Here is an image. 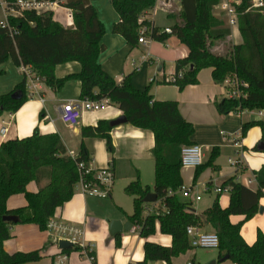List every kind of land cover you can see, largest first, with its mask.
Returning a JSON list of instances; mask_svg holds the SVG:
<instances>
[{"label":"trees","instance_id":"obj_1","mask_svg":"<svg viewBox=\"0 0 264 264\" xmlns=\"http://www.w3.org/2000/svg\"><path fill=\"white\" fill-rule=\"evenodd\" d=\"M17 0H6L11 6ZM58 1L59 6L72 14V27H64L54 21L53 13L44 11H22L17 17L8 16V27H0V65L11 60L15 67H30L36 77L53 92H59L70 80L80 82L79 100H107L114 105L135 129L150 132L154 145L151 154L154 161V184L152 192L156 202L164 208L156 215L144 216L148 204L143 199L151 189L143 186L136 177L125 188L124 193L132 198V214L127 217L131 226H138V235L147 239L155 233V223L159 232L169 235L170 247L145 242L144 258L141 263L171 260L192 250L189 246L187 227H208L218 236V259L227 256L233 264H264V234L259 230L255 241L248 245L240 234L243 223L254 217L259 209V201L264 191V168L254 172L255 190H251L236 181L233 176L227 179L222 188L228 189L229 202L226 208L219 205L217 195L212 205L201 214L191 209L188 202L182 201L175 193L183 185L180 175L181 149L192 145L194 127L186 122L173 101H155L149 94V88L136 90L125 77L115 82L98 64V57L104 51L102 38L104 26L98 19L95 8L89 0H47ZM180 11L175 17L178 21L170 28L171 33H160L145 16L153 10L156 0H110L113 10L119 17L112 27V33L121 36L129 45L135 46L140 28L150 30L148 38L164 43L175 36L188 49L184 59L175 62V74H182L175 84L179 91L187 86L196 85L197 75L203 69H210L212 80L222 84L226 78H235L242 82L245 96L239 99L225 98L215 104L218 114L227 116L237 111H264V0L262 7H254L256 0H240L235 6L236 27L242 43L232 48L230 56L214 55L203 44V33L209 38L227 36L230 32L224 21L213 14L219 0H179ZM15 8V7H14ZM16 9V8H15ZM70 62L80 65L78 74L56 79V66ZM18 95L14 98L13 95ZM25 80L14 89L0 96V116L14 114L28 101ZM45 113L39 114L42 120ZM256 126L260 129V142L264 143V121L245 123L241 134ZM114 128L107 121H98L96 126L82 127V138L103 139L106 149L113 153L110 132ZM257 150V147L254 149ZM78 161H89L86 148L81 145L77 153ZM219 155L213 148L205 164L195 169L193 182L206 167H215L214 161ZM46 177L48 184L36 194L28 193L26 186L30 182H39ZM78 179L75 163L68 154L57 133L40 135L34 129L31 136L7 141L0 145V264H31L41 260V250L28 253H6L3 243L10 238L9 229L13 225L34 224L39 230L46 231V224L54 217L57 208L67 203L74 195V185ZM23 195L27 206L9 211L6 208L8 198ZM6 216H15L17 223L5 222ZM231 216H243V221L231 224ZM115 246L120 239L115 237ZM79 251L73 245L60 253ZM93 255V253H92Z\"/></svg>","mask_w":264,"mask_h":264},{"label":"crops","instance_id":"obj_2","mask_svg":"<svg viewBox=\"0 0 264 264\" xmlns=\"http://www.w3.org/2000/svg\"><path fill=\"white\" fill-rule=\"evenodd\" d=\"M162 2L168 12L165 10H161V12L166 15L169 13L172 16L179 13L181 9L179 0H160V3ZM89 3L95 8L98 19L104 26V36L101 41L104 51L98 57L100 67L117 83L130 76L131 84L136 90L143 91L148 87L149 94L155 101L176 102L182 118L194 127V134L190 141L192 144L202 147L203 164L210 158L213 148L219 150V155L214 161L215 167L203 169L195 182H193L195 169H181L182 186L190 187L192 194L187 199L178 195L179 198L190 203L191 209L201 214L212 203L209 207H203L202 210L198 208L197 204L202 202L201 193L196 191L199 184L204 188L202 193L219 196L221 208L227 207L229 194L228 191L215 193V190L217 188L223 190L222 184L227 179L235 176L238 183L255 190L256 183L253 173L264 168V151L254 150L260 142L261 132L256 126L249 128L244 136L241 131L245 123L262 121L257 115V111H237L227 116L218 114L215 104L227 98L226 89L222 84L213 82L210 69L201 70L197 75L198 83L187 86L182 91H179L176 85L165 84L164 79L175 74V62L186 58L188 49L178 39L174 40L171 36L162 43V53H157L152 49V40L145 45L137 43L135 46H131L121 36L112 33V27L118 23L119 17L113 10L110 0H89ZM157 4L156 2L152 13L146 15L145 19L161 31L170 29L178 20L175 17L167 16L170 23L158 25L155 19ZM213 14L224 21L225 27L230 33L227 36L211 39L207 33H203V44L205 47H209L210 52L214 55L230 56L232 48L242 43L238 28L236 25L228 24L227 17L219 7H214ZM53 19L64 27L73 26L71 12L61 6L54 8ZM5 20L4 14V20L0 22H5ZM167 41L170 44H167ZM79 71L80 65L70 62L56 66L54 76L56 79H62L78 74ZM23 79L19 68L15 67L11 60L1 64L0 96L11 92ZM38 89V96L29 99L16 113H5L0 116V129L3 124L8 125L5 136L0 135V145L7 141L29 137L34 129H37L40 135L57 133L67 154L78 153L80 146L83 145L89 153L90 165L94 169L111 167L114 180L123 181V193L124 188L136 177H139L143 186L151 189L150 193H153L154 161L151 150L154 141L150 132L135 129L129 124L115 127L109 133L113 147V153H109L103 139L82 138L80 130L82 127L96 126L98 121L110 122L118 118L121 113L116 106L109 104L98 112L83 113L75 127L61 126L56 122L57 110L67 101L79 100L80 82L70 80L59 92H53L45 85H39ZM40 98L43 99V103L40 102ZM42 111L45 113V117L40 120L39 114ZM235 142L237 146L234 145ZM224 158L226 159L225 163L222 162ZM229 160L236 161L237 164L231 166ZM144 171H146L145 174ZM144 175L146 179H144ZM247 181H251V183L248 184ZM47 184L48 180L44 177L39 184L28 183L26 191L36 194L40 188ZM223 193L227 194V201L224 205L220 203ZM194 195L200 196V201L195 202ZM125 196L127 195L125 194ZM127 197L130 198V206L117 202L118 200L115 202L111 192L109 198H98L83 195L74 190L72 198L56 209L52 219L74 225L81 230L80 240L84 244L92 246L94 264H138L144 258L143 246L145 242L170 247L172 240L169 235L159 232L158 222L155 223V233L147 239L141 238L138 232L131 233L130 231L111 235L109 232L111 221H118L122 224L129 223L127 217L132 214V198ZM26 206L27 202L21 194L11 196L6 202V208L9 211ZM259 207L262 208V212L259 213L258 209L253 218L243 223L240 230L243 240L248 245L254 243L258 230L264 234V191L263 197L259 201ZM163 210L164 208L159 202L149 203L144 216L156 215ZM243 219V216H231L230 222L235 225ZM207 230L213 232L208 227L199 228L200 232H207ZM9 232L10 238L3 243L6 253L42 251L41 260L31 264H53L56 256L60 254L58 242L49 233L39 230L34 224L13 225ZM117 235L120 239L118 248L115 246ZM66 255L68 264H87L83 263L85 259H82L79 251ZM200 261H197V264H209L212 261H215V264H233L229 260H219L218 252L217 255ZM152 263L166 264L164 261L148 264ZM171 263L195 264V253L186 251L173 258Z\"/></svg>","mask_w":264,"mask_h":264},{"label":"built area","instance_id":"obj_3","mask_svg":"<svg viewBox=\"0 0 264 264\" xmlns=\"http://www.w3.org/2000/svg\"><path fill=\"white\" fill-rule=\"evenodd\" d=\"M240 0H219L215 7H219L220 10L228 19V24L230 26L236 25V12L235 6L238 5ZM254 7H262L263 3L261 0L254 1ZM58 1L49 2L47 0H17L13 5H9L6 0H0V7L4 10L6 17L5 22H0L1 28H7V17H17L21 15L22 11H33L36 13H41L44 11H50L54 13V8L58 7ZM16 9H15V8ZM71 18V16H70ZM71 24V23H70ZM72 26V25H71ZM9 33L12 35L13 31L8 27ZM150 32L147 28H140L138 31L137 43L145 45L150 41L148 38V33ZM160 33L170 34L171 30L164 29ZM20 72L22 73L25 80V87L28 92V98L32 99L38 96V86L43 85V80L36 77L32 72L30 67L20 66ZM181 73L177 75L173 74L170 77L164 79L165 84L175 85L177 81L181 78ZM222 85L226 89V96L228 99H239L245 96L244 91L241 87H244L242 82L237 81L235 78H226ZM43 103V99H39ZM109 105L107 100L101 101H91L89 99L67 101L62 104L57 110V119L68 127H75L78 125L80 118L83 113H95ZM257 115L264 121V112L257 111ZM8 131V125L3 124L0 129V135L2 137ZM237 146V143H234ZM70 159L75 163L76 172L78 174V179L74 185V190L87 196L98 197V198H108L110 197L111 188L114 183V173L111 167H106L104 169H94L90 165V161H78L77 153H68ZM231 166H235L236 161H228ZM181 169H196L203 164V153L202 147L197 144H192L190 146L183 147L181 149L180 155ZM248 184L251 181H247ZM228 189L223 190L217 188L215 193L226 192ZM177 194L185 199L191 197L192 189L190 187L181 186L179 189L173 193ZM194 201H200V196L194 195ZM46 232L53 237L56 242L66 241L80 248V254L82 259L88 260L89 264H94V256L92 255V246L90 244H84L80 238L82 236L81 230L74 226L69 225L64 222H60L55 219H49L46 224ZM131 233L139 232L138 226H131ZM186 234L189 237V246L191 249H217L218 248V236L212 232H200L198 227L190 226L186 229ZM53 264H68V256L66 254H58ZM88 264V263H87Z\"/></svg>","mask_w":264,"mask_h":264},{"label":"rangeland","instance_id":"obj_4","mask_svg":"<svg viewBox=\"0 0 264 264\" xmlns=\"http://www.w3.org/2000/svg\"><path fill=\"white\" fill-rule=\"evenodd\" d=\"M157 4V11L155 12V19H156V23L158 25H166L168 23H170L169 19L167 18V15L164 12H161V10H165L168 12V9L166 6L163 5L164 2L160 3V0L156 1ZM171 11V10H170ZM4 10L0 7V21L4 20ZM152 13V11H150V14ZM174 40L177 39L175 36H171ZM175 37V38H174ZM152 45V49L157 52V53H162V47L163 44L159 43V42H155V41H151ZM167 44L168 43L167 41ZM44 85V84H43ZM29 99V98H28ZM56 122L61 125V126H65L63 123H61L58 119L56 120ZM224 156V155H223ZM226 159L224 158L222 160L223 163H225ZM208 167L204 168V170H207ZM146 173V171H144V174ZM149 177V174H148ZM144 179H146L145 175H144ZM203 187L202 185H198L196 191L201 193L202 196V202L198 203L197 206L199 209L202 210L203 207L205 206H210L215 195L214 194H204L202 193L203 191ZM111 196L113 197V200L116 202V200H118L117 202H121L122 204H126L127 206H130V198H128L127 196H125V194L123 193V181L120 180H114L113 186L111 188ZM109 198V197H108ZM227 201V194L223 193L221 199H220V203L222 205H224ZM131 207H132V202H131ZM130 207V208H131ZM190 252L195 253V264H197V261H204L209 259L210 257H212L213 255H217V249H192L189 250ZM191 255V254H189ZM200 261V262H201ZM83 263H88V260H84ZM154 264V263H152ZM204 264V263H201Z\"/></svg>","mask_w":264,"mask_h":264},{"label":"water","instance_id":"obj_5","mask_svg":"<svg viewBox=\"0 0 264 264\" xmlns=\"http://www.w3.org/2000/svg\"><path fill=\"white\" fill-rule=\"evenodd\" d=\"M13 97L18 98V95L14 94ZM126 123H127V119L123 115H120L118 118L110 121L109 126L111 128H115L117 126H120V125H123ZM256 147H257V150L264 151V143L263 142H259ZM142 201H143V203H146V204L154 203V202H156V195L154 193H147ZM261 212H262V208L259 207V213H261ZM3 220L5 222H12V223H17V221H18V219L15 216H6L3 218ZM130 229H131L130 223L122 224L118 221H111L109 224V232L111 235L119 234L123 231H130ZM207 232H209V230H207ZM71 247H72V244L69 242H66V241H59L58 242V248L60 250H67ZM227 259H228L227 256H224L222 258V260H227ZM209 264H215V261H212Z\"/></svg>","mask_w":264,"mask_h":264}]
</instances>
